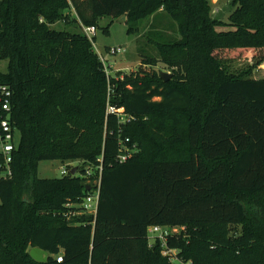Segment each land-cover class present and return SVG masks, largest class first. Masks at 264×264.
Listing matches in <instances>:
<instances>
[{
    "label": "trees",
    "instance_id": "trees-1",
    "mask_svg": "<svg viewBox=\"0 0 264 264\" xmlns=\"http://www.w3.org/2000/svg\"><path fill=\"white\" fill-rule=\"evenodd\" d=\"M230 5L225 21L212 0H0V84L20 132L13 178L0 182V264H172L150 245L152 225L179 228L167 244L193 264H264V78L224 60L264 49V0ZM105 16L131 34L152 17L140 34L159 58L141 46L143 65L171 78L108 76L83 30ZM167 17L178 39H163ZM57 159L81 165L40 177ZM99 177L96 214L69 215Z\"/></svg>",
    "mask_w": 264,
    "mask_h": 264
},
{
    "label": "rangeland",
    "instance_id": "rangeland-1",
    "mask_svg": "<svg viewBox=\"0 0 264 264\" xmlns=\"http://www.w3.org/2000/svg\"><path fill=\"white\" fill-rule=\"evenodd\" d=\"M231 0H212V14L219 17L222 20L227 21L228 16L233 10V6L230 5ZM75 11L72 10L71 18L74 17ZM152 17H148L141 21L139 27L141 32L131 34L127 32L128 24L121 18H113L105 16L100 19L96 32V47L106 60L104 67L109 70L108 76L124 77L128 75L134 76V74L142 71H161L172 72L159 62L157 65H143V61L146 58L142 53L140 47L144 48V52L151 57L159 58V54L155 45L147 44L144 35H142L151 22ZM163 25L160 26V30L165 31L167 36L163 39L170 41V37L178 39L180 37L176 23L172 22L170 18L163 19ZM84 26V25H83ZM57 29H67L74 31L75 28L67 27L62 21H59L52 25ZM143 32V33H142ZM142 33V34H140ZM110 47H121L122 51L117 54H110ZM226 65L230 68L231 72L240 73L248 77L264 78V49L258 53L255 57H246L243 55H236L224 59ZM7 60L0 59V71L5 72L7 70ZM107 74V73H106ZM130 152L137 150L136 147L129 148ZM67 165L68 167L77 168L81 165L80 161H68L61 162L60 160L43 161L39 164L40 177H59L61 176V165ZM81 211H72L69 215H80Z\"/></svg>",
    "mask_w": 264,
    "mask_h": 264
},
{
    "label": "built area",
    "instance_id": "built-area-1",
    "mask_svg": "<svg viewBox=\"0 0 264 264\" xmlns=\"http://www.w3.org/2000/svg\"><path fill=\"white\" fill-rule=\"evenodd\" d=\"M84 33L92 41L95 51L99 54L100 59L103 64L106 65V60L99 52L96 47V32L97 27L95 25L83 26ZM122 51L121 47H110V54H117ZM107 75L109 70L105 68ZM12 100L13 92L8 84H0V182L10 180L13 178L14 169V153L17 150L20 143V132L15 127L11 121L12 116ZM113 109V108H112ZM119 154L120 162L127 161L132 152L129 148ZM73 167H68L67 165H61V176L71 174ZM102 170V167H100ZM101 192V177L95 181V187L93 191L86 196L83 202L80 204L82 213L86 214H96L98 208V201ZM179 228L168 227L162 225H152L148 229V234L150 237V245H153L156 241H160L162 248V254L167 256L172 264H193L191 260H183L177 256V251L175 249L169 248L167 244V238L169 234H174L179 232ZM62 260V256L58 257V261Z\"/></svg>",
    "mask_w": 264,
    "mask_h": 264
},
{
    "label": "water",
    "instance_id": "water-1",
    "mask_svg": "<svg viewBox=\"0 0 264 264\" xmlns=\"http://www.w3.org/2000/svg\"><path fill=\"white\" fill-rule=\"evenodd\" d=\"M161 74L164 80H169L172 76L171 72H162ZM76 171H77V168H74L71 171V173L74 174ZM30 255L35 260L40 261V262H46L49 258V253L46 250L39 248V247H32L30 250Z\"/></svg>",
    "mask_w": 264,
    "mask_h": 264
}]
</instances>
